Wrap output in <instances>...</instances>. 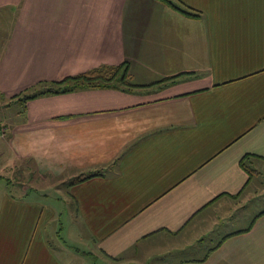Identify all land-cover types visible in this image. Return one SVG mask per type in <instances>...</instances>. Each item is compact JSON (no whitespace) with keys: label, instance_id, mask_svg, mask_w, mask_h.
Listing matches in <instances>:
<instances>
[{"label":"crops","instance_id":"1","mask_svg":"<svg viewBox=\"0 0 264 264\" xmlns=\"http://www.w3.org/2000/svg\"><path fill=\"white\" fill-rule=\"evenodd\" d=\"M181 1L202 16L161 0H0V178L20 175L0 198V264H86L50 241L63 213L106 264H264V211L205 242L264 171V0ZM121 63L125 89L21 99ZM55 179L63 208L30 193Z\"/></svg>","mask_w":264,"mask_h":264},{"label":"rangeland","instance_id":"2","mask_svg":"<svg viewBox=\"0 0 264 264\" xmlns=\"http://www.w3.org/2000/svg\"><path fill=\"white\" fill-rule=\"evenodd\" d=\"M20 106L21 104L19 103L16 105V107L19 108ZM12 109H14V107H12ZM1 117L2 111L0 109V119ZM10 165L11 164L9 163L8 167ZM10 169L11 167L4 170V172H1V174L3 173L4 175L2 176V178H0V198L6 190L13 189L16 194L19 193L18 191H20V183H16L18 181L15 180L16 177L20 178V175L19 173H15V171L17 170L15 167H13L12 170ZM11 183L14 184L11 185ZM67 183L68 182L63 181V179H55L52 180V182H49L47 185L40 186V189L37 192H30V190L28 191L31 193V195H33L43 203L60 206L63 208V206H65V201L67 200V198L63 196L65 194L62 191L56 190L55 186L60 184L63 187V185L65 184L67 186ZM41 188H47L45 193H47L48 196H44L45 193ZM247 189L248 196H246L245 194L239 201V203L241 204L240 206H238V209L235 212V216L231 217L230 219L223 220L220 225L216 226L209 237L205 238V242H210L211 238L215 237L218 232H221L226 228L239 229L247 227L248 225H250L255 216L264 211V171L261 173V175H255L253 177V180L251 181V184ZM73 225H70L68 214L63 213L61 214L60 219L55 223V225L53 224V227L50 226L48 228L50 241L55 249H57L58 247L59 250L61 248L62 250H64V252H59L60 255L65 259H69L68 255H66L68 251H70L73 255L82 253L84 260H86V264H106L103 261H99L96 259L94 255V249L88 244V241L86 240V237L84 235L85 232L79 225H76V234H72ZM56 226L57 229L55 228Z\"/></svg>","mask_w":264,"mask_h":264},{"label":"trees","instance_id":"3","mask_svg":"<svg viewBox=\"0 0 264 264\" xmlns=\"http://www.w3.org/2000/svg\"><path fill=\"white\" fill-rule=\"evenodd\" d=\"M169 5L171 8L180 11L181 13L191 17H201L200 11L195 10L184 4L181 0H161ZM128 65L121 63L117 65H102L100 67L93 68L84 73L68 76L61 81L50 83L47 88L38 90L33 94L27 95L22 99L25 102L28 98H33L38 95L47 93H66L82 89H94V88H122L129 87L128 78ZM250 156H246L242 160L241 166L248 172L249 176L257 174L258 171L251 168L246 161ZM102 172L81 174L73 179L74 182L81 181L92 177L93 175H100Z\"/></svg>","mask_w":264,"mask_h":264}]
</instances>
